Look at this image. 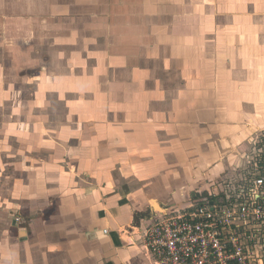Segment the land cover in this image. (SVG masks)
Segmentation results:
<instances>
[{"label":"crops","instance_id":"crops-1","mask_svg":"<svg viewBox=\"0 0 264 264\" xmlns=\"http://www.w3.org/2000/svg\"><path fill=\"white\" fill-rule=\"evenodd\" d=\"M261 131L264 0H0V264H152Z\"/></svg>","mask_w":264,"mask_h":264},{"label":"built area","instance_id":"built-area-1","mask_svg":"<svg viewBox=\"0 0 264 264\" xmlns=\"http://www.w3.org/2000/svg\"><path fill=\"white\" fill-rule=\"evenodd\" d=\"M261 133L245 167L224 177L208 198L149 220L141 238L152 264H264Z\"/></svg>","mask_w":264,"mask_h":264},{"label":"rangeland","instance_id":"rangeland-1","mask_svg":"<svg viewBox=\"0 0 264 264\" xmlns=\"http://www.w3.org/2000/svg\"><path fill=\"white\" fill-rule=\"evenodd\" d=\"M258 134L260 135V134H262V133H258ZM256 139H257V138L253 139V140L250 142V144H249L250 146H249V147H253V144L256 142Z\"/></svg>","mask_w":264,"mask_h":264},{"label":"water","instance_id":"water-1","mask_svg":"<svg viewBox=\"0 0 264 264\" xmlns=\"http://www.w3.org/2000/svg\"><path fill=\"white\" fill-rule=\"evenodd\" d=\"M165 215V214H164ZM142 219H144V218H142ZM148 220H152L151 218L150 219H148Z\"/></svg>","mask_w":264,"mask_h":264}]
</instances>
